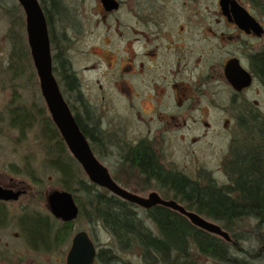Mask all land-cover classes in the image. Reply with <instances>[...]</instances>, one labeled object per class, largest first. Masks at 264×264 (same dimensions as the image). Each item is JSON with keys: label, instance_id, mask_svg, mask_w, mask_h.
Wrapping results in <instances>:
<instances>
[{"label": "flooded vegetation", "instance_id": "obj_1", "mask_svg": "<svg viewBox=\"0 0 264 264\" xmlns=\"http://www.w3.org/2000/svg\"><path fill=\"white\" fill-rule=\"evenodd\" d=\"M0 1V8L12 16L15 4ZM77 6L72 12H63L71 16L68 22L74 27L79 60L92 56V62L74 68L70 58L61 55L64 41L68 45L72 40L64 27L59 35L62 41L65 39L63 48L52 52L57 44L47 18L50 7L42 6L49 37L52 36V68L95 156L102 163L112 155L118 157L113 163H103L118 184L137 192L148 181L158 183L155 175H149L136 162L135 154L139 151L164 168L185 175L169 165L173 160L167 159L161 147L176 131L178 137L186 136L188 142L199 139L212 129L209 117L212 112L217 114L215 120L218 115L223 116L222 126L230 133L227 151L220 158L222 164L232 145L238 150L257 145L264 148V0H91L89 11L85 5ZM246 17H252L255 23ZM14 19L9 31L15 27ZM86 31L93 40L82 49L80 44L89 35ZM232 60L234 83L226 75V65ZM92 72L95 77L89 81L94 87L86 82V76ZM40 95L43 99L41 91ZM71 98L77 101V106ZM90 98L99 102L92 103ZM43 102L44 107L36 110L33 106V110H27L21 105H9L10 124L20 128L14 124L20 107L28 126L37 124L41 128L43 145L55 148L56 140L47 138L51 116L44 99ZM117 111L122 112V117L104 127L103 115ZM198 125L205 129L201 134L189 133ZM131 130L136 134L130 135ZM54 152L59 153V149ZM0 186L19 191L15 198L0 197V229L17 227L14 236L24 245L17 251L0 236V264H33L31 252L35 250L21 233L17 220L30 207L29 202L20 204L17 210L9 208L31 195L30 187L24 180L6 173H0ZM153 187L149 191L156 190L162 196L159 184Z\"/></svg>", "mask_w": 264, "mask_h": 264}, {"label": "trees", "instance_id": "obj_2", "mask_svg": "<svg viewBox=\"0 0 264 264\" xmlns=\"http://www.w3.org/2000/svg\"><path fill=\"white\" fill-rule=\"evenodd\" d=\"M40 3L50 7L47 11L50 23V13L54 9L60 11V1L40 0ZM22 24L17 23L19 27ZM10 37L15 51H21L18 35L12 33ZM15 51L10 52L11 57L26 58V54ZM17 110L18 120L14 124L23 131L29 122L24 121L23 109ZM48 123L47 138L56 140L59 153L48 148L47 143L44 148L49 164L60 173V185L73 193L79 206L78 216L85 218L93 231L101 226L110 235L107 244H96L94 264H133L119 252L138 254L142 264H264V148L260 145L240 150L232 145L223 163L227 181L222 183L212 177L203 182L164 168L142 151L135 154L136 162L149 175H155L163 197L175 198L186 208L218 222L229 232L227 240L194 225L175 209L162 204L142 208L92 182L50 117ZM42 198L46 203V193ZM17 220L31 248L45 252L69 240L73 224V220L61 221L50 211L35 208L23 210Z\"/></svg>", "mask_w": 264, "mask_h": 264}, {"label": "rangeland", "instance_id": "obj_3", "mask_svg": "<svg viewBox=\"0 0 264 264\" xmlns=\"http://www.w3.org/2000/svg\"><path fill=\"white\" fill-rule=\"evenodd\" d=\"M7 4H15V8L12 16L4 13V10L0 8V173H6L7 175H14L17 179H22L29 185L31 195L22 197L16 205L9 207L11 210H17L20 204L28 203L29 209H37L40 211H49L47 201L42 198L45 193L52 188H61L60 185V173L48 162L47 154L44 149L41 128L35 124L32 127L26 128L23 131L19 127L10 124L11 114L8 113V106L21 105L29 109L37 107H44L43 99L40 95L38 86V77L30 57L29 48L26 42V33L24 30V13L22 7L17 0H5ZM60 11L56 12L54 9L50 17V25L54 30V42L56 41L57 48L53 47L52 52H57L60 47L63 46L62 38H59L60 31L64 27L65 32L68 33V37H71L70 44L65 45L64 50H61V55L69 57L74 68H78L80 65H89L92 62L93 57L81 58L77 55L78 50L74 43V27L69 24V18L63 11L72 12V8L77 4V7L85 5L86 11L90 10L91 0H59ZM1 2V1H0ZM3 2V1H2ZM14 19L15 27L12 31H9L11 19ZM22 22V26L17 25L18 22ZM86 22V20L84 19ZM88 26L86 27V30ZM17 34L19 40H21V51H15L10 34ZM86 34L89 32L86 31ZM86 39L80 44V47L86 48L92 43V35H86ZM53 42V44H54ZM95 42V41H94ZM63 48V47H62ZM18 49V48H17ZM13 50L15 53H24L25 59L21 57H11L10 52ZM60 55V54H59ZM63 57V56H62ZM16 58V59H15ZM14 66V67H13ZM92 74V75H91ZM88 74L86 76V82L89 85L92 83L95 73ZM92 76V77H91ZM94 87V84L92 85ZM93 90V89H92ZM77 106V101L71 98ZM10 102V104H9ZM90 102H99V100L90 98ZM106 104L103 105L105 107ZM33 108L31 110H33ZM35 112V111H33ZM105 112V110H104ZM213 115H209L213 122L212 129H208L207 133L203 134L196 141H187V137L184 139L178 137L179 132L176 131V135H172V138L167 142L166 146L161 147V151L167 156V159L173 160L169 165L176 169L181 170L191 178H197L203 182L209 176L214 178L218 183L227 181V176L224 173L223 164L220 162V158L224 152L227 151L230 133L229 130L224 129L223 116L212 112ZM38 114V113H37ZM226 116V115H224ZM122 117V112H112L111 114L103 115L104 127L108 124H115ZM110 124V125H111ZM204 127L195 126L192 130V135L201 134L204 131ZM184 132V131H181ZM130 135H135L136 131L131 130ZM188 133V132H186ZM184 136V135H183ZM118 157L112 155L109 158L103 160L104 164H110ZM19 171V174H13L12 172ZM143 185V183L141 182ZM158 185L155 181H148L146 186L136 191L143 195H146L150 189H155L150 185ZM253 221V220H251ZM85 229L92 236L96 244L105 245L110 241L109 233L101 226H96L94 231L91 225L85 218L77 216L72 224V231L65 243L61 244L58 248H54L52 251L46 252H31L33 264H65V255L70 245L72 234L79 230ZM17 227L10 226L8 228L0 229V236L2 241H8L11 248L15 247V250L19 251L23 249L24 245L22 240L14 236V232ZM123 259L130 260L133 264H142V260L136 253L119 252ZM99 264V263H98ZM209 264V263H207Z\"/></svg>", "mask_w": 264, "mask_h": 264}, {"label": "water", "instance_id": "obj_4", "mask_svg": "<svg viewBox=\"0 0 264 264\" xmlns=\"http://www.w3.org/2000/svg\"><path fill=\"white\" fill-rule=\"evenodd\" d=\"M17 1L24 11L27 43L39 79L41 94L68 150L80 164L88 179L142 207L148 208L154 204L168 206L184 214L194 225L218 234L227 240L230 239L229 232L218 222L193 209L186 208L175 198H164L156 190H151L143 195L128 190L111 177L107 167L93 153L87 137L78 125L60 90L52 68L50 37L40 0ZM245 14L248 13L245 12ZM249 18L246 17L245 19L249 20ZM250 20V22L255 23L252 17ZM234 62L232 60L226 65V75L232 83H234L232 77L235 71ZM18 193L19 191L14 192L0 186L1 198H15ZM47 204L50 213L63 221L73 220L79 213V206L73 193L64 188H52L48 191ZM95 256L96 245L88 231L85 229L75 231L65 255V264H94Z\"/></svg>", "mask_w": 264, "mask_h": 264}, {"label": "bare ground", "instance_id": "obj_5", "mask_svg": "<svg viewBox=\"0 0 264 264\" xmlns=\"http://www.w3.org/2000/svg\"><path fill=\"white\" fill-rule=\"evenodd\" d=\"M96 52H98V51H96ZM114 60V59H113ZM109 63H111L110 61H109ZM111 65V64H110ZM145 110H147V109H145Z\"/></svg>", "mask_w": 264, "mask_h": 264}]
</instances>
